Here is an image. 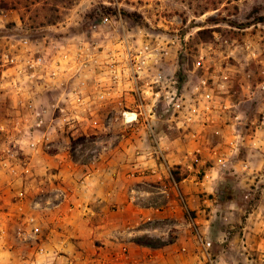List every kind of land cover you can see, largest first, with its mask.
I'll list each match as a JSON object with an SVG mask.
<instances>
[{
	"label": "crops",
	"instance_id": "0c3cea01",
	"mask_svg": "<svg viewBox=\"0 0 264 264\" xmlns=\"http://www.w3.org/2000/svg\"><path fill=\"white\" fill-rule=\"evenodd\" d=\"M172 45L159 53L162 79L145 102L158 148L142 122L135 131L125 124L122 112L133 108L131 97L116 92L99 99L106 83L94 82L104 75L98 68L79 77L80 104L61 96L52 110L61 90L43 95L40 105L48 112L36 136H46L47 146L11 144V174L0 170V264H205L192 223L211 242L218 264H256L255 257L264 264V136L257 139L264 122L254 119L245 129L238 111L252 101L249 74L238 69L240 79L233 75L244 88L231 91V81L218 96L228 110L215 112L209 127L170 129L165 96L190 94V75L179 77ZM13 106L0 95V126L12 119ZM3 147L0 135V152ZM213 150L226 168L214 170ZM18 160L29 162V174ZM209 172L211 179H204ZM235 181L260 190L247 222L230 238L233 227H218L214 218L215 211H242L231 199ZM225 195L224 206L218 198ZM29 220L39 226L38 235L28 224L25 234L17 232Z\"/></svg>",
	"mask_w": 264,
	"mask_h": 264
},
{
	"label": "built area",
	"instance_id": "2783aa9c",
	"mask_svg": "<svg viewBox=\"0 0 264 264\" xmlns=\"http://www.w3.org/2000/svg\"><path fill=\"white\" fill-rule=\"evenodd\" d=\"M96 27L101 38L79 41L70 46L58 42L34 44L28 38L18 35L8 39L0 37V93L14 102L12 119L0 126L4 144L0 152V170L5 174H11V152L8 146L25 144L31 149L39 145L47 146L46 136H36L48 112V108L40 105L43 95L61 90L59 95H54L53 102L48 106L52 110L58 108L61 96L67 97L71 104H80L83 94L79 92L77 84H84V80L79 77L90 71V68H94L93 72L98 68L104 74L94 81L98 87L101 81L106 83V92L99 95V99H105L110 93L116 92L128 99L131 97L133 108L126 107L122 112L125 124L134 126L142 122L154 146H161L160 136L155 132L145 102L152 94L154 85L161 82L162 76L157 69L162 58L159 53L166 52L148 41L128 36L116 16H103ZM109 29L112 31L107 33ZM227 66L205 64L204 55H199L193 66L196 80L191 86L189 97L172 94L165 96L168 115L166 123L170 129L189 130L193 126L204 129L213 123L215 112L228 110L225 104L218 101V96L231 83ZM260 76L262 78L257 88L264 92V70ZM211 156L215 162L214 170L226 168L227 161L222 154L213 150ZM17 162L24 174L30 173L28 161ZM244 168H247L246 164ZM210 175L211 172L205 173L203 178L211 179ZM27 224L33 236L40 233L39 226L29 220L18 224L17 232L20 235L25 234L24 227ZM191 228L205 264H218L211 254V242L204 238L196 223H192ZM125 251L122 248V252Z\"/></svg>",
	"mask_w": 264,
	"mask_h": 264
},
{
	"label": "rangeland",
	"instance_id": "374dc122",
	"mask_svg": "<svg viewBox=\"0 0 264 264\" xmlns=\"http://www.w3.org/2000/svg\"><path fill=\"white\" fill-rule=\"evenodd\" d=\"M106 15L116 16L131 38L138 37L165 50L172 45H167V41H173L179 77L190 75L188 91L196 80L194 62L201 54L205 64H228L233 82L231 91L240 92L244 88L242 82L236 83L233 78V75L238 77V69L241 74H249L252 101L244 103L238 111L245 118H242L245 129L254 119L258 124L264 122V92L257 88L262 78L260 72L264 70V0H0V25H3L0 37L18 35L34 44L58 42L70 46L101 38L96 25ZM109 31L112 29L106 32ZM0 95L8 99L4 93ZM137 128V125L129 127L132 131ZM261 136L264 134H257V139ZM234 184L236 197L231 199L242 211L223 215L215 211L214 218L218 227H233L228 231L230 238L236 237L239 228L247 222V212L260 190L252 191L239 181ZM259 186H264V180ZM228 198L219 197L218 202L224 203ZM255 260L261 264L258 257Z\"/></svg>",
	"mask_w": 264,
	"mask_h": 264
},
{
	"label": "trees",
	"instance_id": "16d2710c",
	"mask_svg": "<svg viewBox=\"0 0 264 264\" xmlns=\"http://www.w3.org/2000/svg\"><path fill=\"white\" fill-rule=\"evenodd\" d=\"M260 21H263V19L262 20H260ZM172 174L174 175V172H172ZM176 175V174H175ZM177 178H178V176H177Z\"/></svg>",
	"mask_w": 264,
	"mask_h": 264
}]
</instances>
